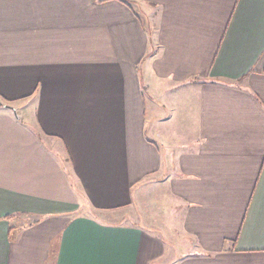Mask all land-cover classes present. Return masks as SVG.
Wrapping results in <instances>:
<instances>
[{
    "label": "crops",
    "instance_id": "1",
    "mask_svg": "<svg viewBox=\"0 0 264 264\" xmlns=\"http://www.w3.org/2000/svg\"><path fill=\"white\" fill-rule=\"evenodd\" d=\"M0 264H264V0H0Z\"/></svg>",
    "mask_w": 264,
    "mask_h": 264
},
{
    "label": "rangeland",
    "instance_id": "2",
    "mask_svg": "<svg viewBox=\"0 0 264 264\" xmlns=\"http://www.w3.org/2000/svg\"><path fill=\"white\" fill-rule=\"evenodd\" d=\"M157 194V193H156ZM160 196V195H159ZM158 198V197H157ZM154 206L157 209H152L149 212H144L141 210L140 206L136 205V203H133L134 207L133 209L129 210V216L127 219L132 222L136 221H146L147 223H151L154 225H161V222L163 223L165 227V231L167 229L171 230L173 224L168 222V218L170 219V213L169 212V207L171 206V203L167 202L166 200L163 199L161 203H155ZM158 210V212H156ZM153 215V216H152ZM155 217V218H153ZM172 222V220H170ZM180 244V243H179ZM178 244V246H179Z\"/></svg>",
    "mask_w": 264,
    "mask_h": 264
}]
</instances>
